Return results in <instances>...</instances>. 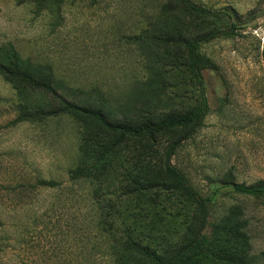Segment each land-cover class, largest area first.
Listing matches in <instances>:
<instances>
[{"label":"rangeland","instance_id":"1","mask_svg":"<svg viewBox=\"0 0 264 264\" xmlns=\"http://www.w3.org/2000/svg\"><path fill=\"white\" fill-rule=\"evenodd\" d=\"M189 1L228 15L231 28L224 16L195 15L182 0H0V57L15 53L39 81L53 80L56 91L20 82L15 88L0 73V264H141L121 246L122 232L112 238L98 227L91 199L97 186L68 179L80 131L89 127L95 136L99 128L41 113L60 98L127 125L198 111L184 43L220 31L230 35L199 46L204 118L171 164L207 199L204 232L229 261L200 251L182 264H264V196H245L231 186L264 184V0ZM19 115L28 118L12 123ZM186 130L154 137L152 168H161L167 147ZM149 138L129 140L126 158L140 159ZM121 172L107 179L109 190L124 180ZM39 181L58 186L33 187ZM186 210L192 220L173 205L152 212L140 224L151 239L141 242L179 247L186 225L199 220L195 203ZM113 223L133 225L125 217Z\"/></svg>","mask_w":264,"mask_h":264},{"label":"trees","instance_id":"2","mask_svg":"<svg viewBox=\"0 0 264 264\" xmlns=\"http://www.w3.org/2000/svg\"><path fill=\"white\" fill-rule=\"evenodd\" d=\"M182 3L195 15L214 18L224 16L228 20V15L211 12L189 0H182ZM220 34L230 35L226 31L212 32L208 35L194 37L184 43L187 51L185 66L190 71L192 80L198 88L200 101L198 111L188 110L161 120L147 119L137 125H127L125 123H113L99 111L89 110L69 102L65 98H60L56 107H52L46 111L47 113H41L44 117L67 115L79 121L89 120L99 128L100 133L95 136L89 127L80 131L78 158L75 166L67 171L68 179L70 182L88 181L97 186V190L92 191L91 199L95 206L98 227L104 235H109L112 238H115L117 233L122 232L121 246L125 251L140 256L141 264H182L187 257L200 251L217 259L229 261L216 252L213 247V239L204 232L208 222V211L205 205L207 199H200L194 188L189 185L184 173L171 164V158L181 147L182 141L194 134L201 125L207 108L199 46L201 43L212 41ZM178 38L174 37L176 40ZM176 63L177 61H173L170 64L171 68H174ZM9 65L12 66V69L8 67ZM23 65L24 62L15 53L8 54L5 59L0 57V73L13 87L17 88L18 82H20L22 85L27 84L36 90L49 94L56 92L53 80L39 81L34 76V72H29L30 69L23 68ZM178 66H181L179 59ZM27 118L25 115H19L12 123L25 121ZM175 129L187 130L180 139L167 147L161 168H152L150 155L156 144L154 137L165 131ZM145 136L150 138L149 144L144 147L143 156L139 159L138 156L134 158L129 154L127 159L125 151L129 140H137ZM116 170L122 173L121 176L124 180H119L115 190H109L110 187L106 184L107 179ZM101 185H106V187L102 188ZM56 186L58 183L54 181H39L33 187L55 188ZM231 186L235 192L245 196L253 198L264 196V184L232 183ZM171 197L177 198L173 204L170 203ZM131 202L135 203V208L121 212L122 206ZM138 202L141 203L138 204ZM192 202L197 205L199 220L194 219L191 224L186 225L185 237L179 247L174 250H167L158 246L150 248L148 244L144 245L141 242L151 239V231L142 226L143 229H140V224H143L142 222L152 212L157 213L165 209L166 206L173 205V209L177 210L181 217L185 216L186 220H192V217L188 218L187 214L184 215L185 210L189 209ZM117 217H125L133 222V225H123V229H119L113 223ZM137 219L139 223L135 225ZM115 263L119 264L117 260Z\"/></svg>","mask_w":264,"mask_h":264},{"label":"water","instance_id":"3","mask_svg":"<svg viewBox=\"0 0 264 264\" xmlns=\"http://www.w3.org/2000/svg\"><path fill=\"white\" fill-rule=\"evenodd\" d=\"M228 21L230 22V28H231V26H232V25H231V20H230V17H228Z\"/></svg>","mask_w":264,"mask_h":264}]
</instances>
